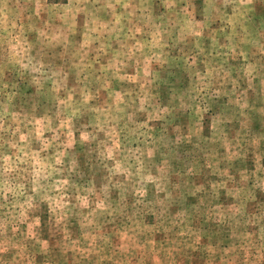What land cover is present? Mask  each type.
<instances>
[{
	"label": "rangeland",
	"instance_id": "374dc122",
	"mask_svg": "<svg viewBox=\"0 0 264 264\" xmlns=\"http://www.w3.org/2000/svg\"><path fill=\"white\" fill-rule=\"evenodd\" d=\"M0 264H264V0H0Z\"/></svg>",
	"mask_w": 264,
	"mask_h": 264
},
{
	"label": "trees",
	"instance_id": "16d2710c",
	"mask_svg": "<svg viewBox=\"0 0 264 264\" xmlns=\"http://www.w3.org/2000/svg\"><path fill=\"white\" fill-rule=\"evenodd\" d=\"M67 0H49L51 4H65Z\"/></svg>",
	"mask_w": 264,
	"mask_h": 264
}]
</instances>
